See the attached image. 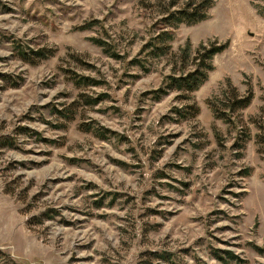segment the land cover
Here are the masks:
<instances>
[{"label": "rangeland", "instance_id": "1", "mask_svg": "<svg viewBox=\"0 0 264 264\" xmlns=\"http://www.w3.org/2000/svg\"><path fill=\"white\" fill-rule=\"evenodd\" d=\"M158 2L0 0V264H264V0L173 30L229 43L186 99Z\"/></svg>", "mask_w": 264, "mask_h": 264}, {"label": "trees", "instance_id": "2", "mask_svg": "<svg viewBox=\"0 0 264 264\" xmlns=\"http://www.w3.org/2000/svg\"><path fill=\"white\" fill-rule=\"evenodd\" d=\"M216 0H159L158 5L162 8L161 17L159 19L160 29L153 32V35L143 44L142 51L150 59L160 56H172L175 58L174 65L170 69V73L166 76V93L168 91H177L183 99L196 91L207 79L209 73L214 69L213 58L216 54L222 53L229 45L227 41H208L200 43L198 47L192 51L190 41L172 54L170 41L173 39V30L180 24L193 25L208 17V11L211 9ZM89 25H81L78 28L86 29ZM158 26V24H157ZM94 43L105 48L107 45L104 41L96 38L91 39ZM41 54L40 52H36ZM47 56V55H43ZM117 58V55L112 54ZM26 57H24L25 59ZM147 60L149 58L146 57ZM146 59L134 58L133 63L144 65ZM29 60V59H28ZM179 64V69L176 68ZM231 93L226 97L228 111L221 112L222 115L230 118V112L240 110L247 107L252 100V91L249 88L247 93L240 95L235 88H231ZM160 95L156 91L154 92ZM214 112L219 113L218 108L211 103ZM198 113V109L193 107ZM184 105L174 107V112L182 113ZM221 116V115H220ZM223 117V116H221ZM231 258H235L232 254Z\"/></svg>", "mask_w": 264, "mask_h": 264}]
</instances>
